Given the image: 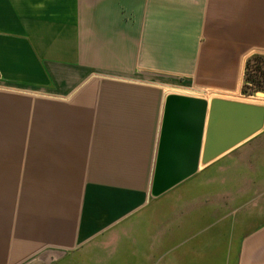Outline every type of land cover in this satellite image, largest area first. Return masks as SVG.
<instances>
[{
    "label": "crops",
    "instance_id": "0c3cea01",
    "mask_svg": "<svg viewBox=\"0 0 264 264\" xmlns=\"http://www.w3.org/2000/svg\"><path fill=\"white\" fill-rule=\"evenodd\" d=\"M255 53L264 0H0V264H264V124L150 191L167 94Z\"/></svg>",
    "mask_w": 264,
    "mask_h": 264
},
{
    "label": "water",
    "instance_id": "95a60500",
    "mask_svg": "<svg viewBox=\"0 0 264 264\" xmlns=\"http://www.w3.org/2000/svg\"><path fill=\"white\" fill-rule=\"evenodd\" d=\"M208 104L207 99L192 94H167L151 181L152 195L167 191L195 173L200 162L211 160L264 124V105L213 98L202 154ZM221 120L232 128L220 133Z\"/></svg>",
    "mask_w": 264,
    "mask_h": 264
},
{
    "label": "trees",
    "instance_id": "16d2710c",
    "mask_svg": "<svg viewBox=\"0 0 264 264\" xmlns=\"http://www.w3.org/2000/svg\"><path fill=\"white\" fill-rule=\"evenodd\" d=\"M264 91V54L255 53L247 58L242 93L252 95Z\"/></svg>",
    "mask_w": 264,
    "mask_h": 264
},
{
    "label": "rangeland",
    "instance_id": "374dc122",
    "mask_svg": "<svg viewBox=\"0 0 264 264\" xmlns=\"http://www.w3.org/2000/svg\"><path fill=\"white\" fill-rule=\"evenodd\" d=\"M259 91H261V90H259ZM257 92L258 91H256L252 95H246L242 101H244V102H252V103H256V104L257 103L263 104V102H264V95L257 94ZM262 92H264V91H262ZM211 100H210V102L208 101L209 102V113H208V116H209V114L211 112ZM228 100H231V99H228Z\"/></svg>",
    "mask_w": 264,
    "mask_h": 264
}]
</instances>
